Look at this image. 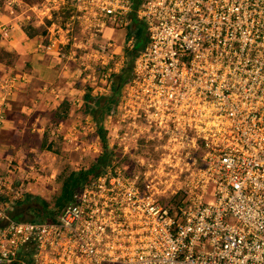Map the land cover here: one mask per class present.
Masks as SVG:
<instances>
[{
  "label": "built area",
  "instance_id": "2783aa9c",
  "mask_svg": "<svg viewBox=\"0 0 264 264\" xmlns=\"http://www.w3.org/2000/svg\"><path fill=\"white\" fill-rule=\"evenodd\" d=\"M71 2L96 32L144 26L102 124L122 159L37 222L8 214V163L0 264H264V0Z\"/></svg>",
  "mask_w": 264,
  "mask_h": 264
},
{
  "label": "rangeland",
  "instance_id": "374dc122",
  "mask_svg": "<svg viewBox=\"0 0 264 264\" xmlns=\"http://www.w3.org/2000/svg\"><path fill=\"white\" fill-rule=\"evenodd\" d=\"M0 12L6 17L0 20L6 27L1 40L10 41L18 23L29 36L28 44L38 48L31 61L12 51L0 52L4 115L0 130L8 117L21 130L0 131V174L9 163L7 184L14 189L19 186L18 193L6 194L2 200L7 211L25 208L26 194L41 196L54 207L59 174L89 167L101 151L94 134L96 121L83 112L84 93L109 92L112 74L122 68L124 52L130 48L127 35L132 23L126 29L106 26L96 32L89 20L75 16L71 0H0ZM15 13L20 14L18 21H12ZM106 40L112 45L101 57L99 45ZM104 119L102 124H111ZM49 142L51 146L46 147ZM129 165L125 162L119 168ZM210 194H204L205 199Z\"/></svg>",
  "mask_w": 264,
  "mask_h": 264
},
{
  "label": "trees",
  "instance_id": "16d2710c",
  "mask_svg": "<svg viewBox=\"0 0 264 264\" xmlns=\"http://www.w3.org/2000/svg\"><path fill=\"white\" fill-rule=\"evenodd\" d=\"M133 37L132 47L125 50L126 56L122 68L112 74L110 90L108 93L93 96L89 90L84 93V113H89L96 121L95 136L100 140L102 148L89 167L78 170L62 171L58 176L60 182L59 193L54 198V207H51L49 202L41 196H32L26 194L22 202L26 203L25 208L14 207L13 210H8L10 217L14 220L26 221H44L52 219L60 211L62 206L71 198L72 193L83 183L90 180L92 177L99 174L107 166H111L113 161L121 162L120 152L115 145L107 146V131L102 128V120L108 114L112 105L116 102L122 85L130 78L132 71V63L136 52L143 47L146 42V33L142 22L135 17L132 19L131 28L128 35ZM45 141H42V144ZM50 147L51 143L45 144ZM124 158V157H123ZM117 163V162H116ZM31 197L33 199H31ZM17 201L16 204L22 203ZM23 207V206H22ZM27 214L28 216L24 215Z\"/></svg>",
  "mask_w": 264,
  "mask_h": 264
},
{
  "label": "crops",
  "instance_id": "0c3cea01",
  "mask_svg": "<svg viewBox=\"0 0 264 264\" xmlns=\"http://www.w3.org/2000/svg\"><path fill=\"white\" fill-rule=\"evenodd\" d=\"M2 18H6V17H4V15L0 12V20H3ZM19 18H20V14L15 13L14 20L12 21H15V20L18 21ZM28 37L29 36L24 31V29H21L20 25L16 23V27L13 29L10 41L5 42L4 40H1L0 38V52L10 53L12 51L16 53L17 55H19L18 57L20 58L27 57L26 59H28V61H31L33 59V56H35L36 54L35 51H37L38 48L32 47L30 43L28 44V42L26 41V40H29ZM8 118H11V117H8ZM8 118H5V123H4L5 129H2L0 131H4L8 129L11 130L10 128L15 129V132L21 131L19 125L15 126V124L11 122L12 120Z\"/></svg>",
  "mask_w": 264,
  "mask_h": 264
}]
</instances>
